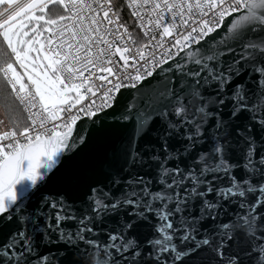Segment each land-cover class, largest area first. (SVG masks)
Listing matches in <instances>:
<instances>
[{
    "label": "snow or ice",
    "instance_id": "6c2138e0",
    "mask_svg": "<svg viewBox=\"0 0 264 264\" xmlns=\"http://www.w3.org/2000/svg\"><path fill=\"white\" fill-rule=\"evenodd\" d=\"M0 112V264H264V0H0Z\"/></svg>",
    "mask_w": 264,
    "mask_h": 264
},
{
    "label": "water",
    "instance_id": "95a60500",
    "mask_svg": "<svg viewBox=\"0 0 264 264\" xmlns=\"http://www.w3.org/2000/svg\"><path fill=\"white\" fill-rule=\"evenodd\" d=\"M226 31V30H225ZM225 32H221L220 36H224ZM220 36L216 37V40L220 39ZM213 43L212 41H209V44ZM220 51H224L223 48L220 49ZM151 79V78H149ZM162 86V81L159 79H151L150 84H145L142 89H140L139 94L149 93L151 89L157 88ZM134 95H138L135 90L133 89H125L122 90V95L118 97V106L116 108L115 115H119V112L123 110V108L130 102H132V98ZM143 106V105H141ZM108 122L113 125L115 128L117 134L122 137H130L133 135L134 127H135V121H130L127 124H123L120 121L113 120L111 117L108 118Z\"/></svg>",
    "mask_w": 264,
    "mask_h": 264
},
{
    "label": "trees",
    "instance_id": "16d2710c",
    "mask_svg": "<svg viewBox=\"0 0 264 264\" xmlns=\"http://www.w3.org/2000/svg\"><path fill=\"white\" fill-rule=\"evenodd\" d=\"M114 2L117 5H123L121 0H114ZM122 21H124V23H126L129 26V29H131L132 24L130 22V14L126 8H124L122 11ZM0 119H4L6 121V117L2 114V112H0ZM0 130H6V129H4L3 126H0Z\"/></svg>",
    "mask_w": 264,
    "mask_h": 264
},
{
    "label": "built area",
    "instance_id": "2783aa9c",
    "mask_svg": "<svg viewBox=\"0 0 264 264\" xmlns=\"http://www.w3.org/2000/svg\"><path fill=\"white\" fill-rule=\"evenodd\" d=\"M122 1V4H125L126 3V0H121ZM130 14V22L132 24L131 26V29H129V32L133 35V37H136V34H137V26H136V23L134 22V18L131 16V10L126 8ZM124 22V21H122ZM97 103H99V100L97 101ZM26 115V113H25Z\"/></svg>",
    "mask_w": 264,
    "mask_h": 264
},
{
    "label": "rangeland",
    "instance_id": "374dc122",
    "mask_svg": "<svg viewBox=\"0 0 264 264\" xmlns=\"http://www.w3.org/2000/svg\"><path fill=\"white\" fill-rule=\"evenodd\" d=\"M54 12H61L62 9H60L59 6H54L53 9H52Z\"/></svg>",
    "mask_w": 264,
    "mask_h": 264
}]
</instances>
